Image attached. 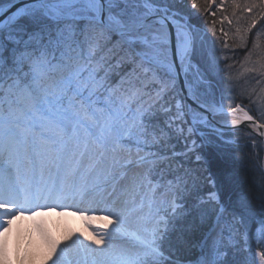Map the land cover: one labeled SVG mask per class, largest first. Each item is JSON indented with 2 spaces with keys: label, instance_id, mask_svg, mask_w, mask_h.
<instances>
[{
  "label": "snow or ice",
  "instance_id": "obj_1",
  "mask_svg": "<svg viewBox=\"0 0 264 264\" xmlns=\"http://www.w3.org/2000/svg\"><path fill=\"white\" fill-rule=\"evenodd\" d=\"M229 8L220 23L235 22L245 47L264 0H27L0 19V231L24 213L71 208L106 231L63 244L42 232L51 264H250L249 225L264 245V213L244 195L225 201L215 179L202 193L191 167L222 138L217 118L264 129V101L256 115L217 101L218 62L191 22ZM256 258L264 264V248ZM0 264H12L3 243Z\"/></svg>",
  "mask_w": 264,
  "mask_h": 264
},
{
  "label": "trees",
  "instance_id": "obj_2",
  "mask_svg": "<svg viewBox=\"0 0 264 264\" xmlns=\"http://www.w3.org/2000/svg\"><path fill=\"white\" fill-rule=\"evenodd\" d=\"M6 2L7 0H3L0 4ZM219 2L220 0H214V4H219ZM238 2L242 5L245 0H238ZM212 10L215 11V7H213ZM191 11L195 12L194 9ZM232 12L233 10L231 8H229L227 12L221 10L217 13L216 17L207 16V22L206 14L201 15L200 13H196L191 22L203 30L202 35L205 36L204 46L207 58H214V60L218 62V68L213 71L214 82L217 86V101H220L221 97H223L225 109H228L230 103H232L233 106L235 103H239L242 107H245L250 114L256 115L257 111L246 101H248L247 98L251 97L253 94L252 87L250 86L258 84L260 85L259 89L262 88L264 90V80H262V76L257 77L259 79H255V76L252 75L246 79V73L241 63H244L245 56L248 54V51L252 49V41L255 38L254 34L264 28V21H259L252 32L249 33L247 45L245 47H240V41L235 32V22L231 25L228 21H224L223 24L220 23L224 15L232 19ZM235 13L236 16H242L244 18H250L253 14L247 11L241 12L239 8L235 9ZM213 19L217 21L216 37H214L211 32V21ZM246 23V19L240 20L241 26H246ZM221 29L227 32L228 36H230V30L234 31L232 34L235 39L232 40V42L227 36V43L229 45L227 49L223 48L225 37L221 34ZM217 37H219V39H217ZM259 43L262 45V48L253 50L252 55L246 60V64H248V62L252 63L251 60H253L254 57L264 60V32L261 33ZM222 52L226 53L230 59H221ZM241 60L240 66L242 68V73L238 72L239 76L236 77L241 84H238L232 81L233 78L231 76L236 74V71L233 70L235 67L239 66L238 62ZM226 64H231L232 67L226 69ZM262 101H264V97ZM219 135L222 138L217 141V144L206 145L203 148L197 149L198 152L206 157V163L203 166H198L195 161V156H192L191 167L200 174V190L202 193L206 194L208 190L212 188L209 180L215 179L218 185L221 183L223 185L220 195L225 201L229 198L233 201L238 200L241 195L247 196L251 207L256 213L257 219H260L261 214L264 213V147L255 136L243 130L220 131ZM175 146L177 151L183 150L182 143L176 142ZM257 226L258 223L255 224V226L249 225L248 230V244L251 249V256L248 257L250 264L251 261H255L256 253L264 248V245L260 244L256 238L255 229ZM242 242L241 239V243ZM199 255V249L194 248L190 253V258L193 261L195 258H198ZM244 255L247 256L246 253Z\"/></svg>",
  "mask_w": 264,
  "mask_h": 264
},
{
  "label": "rangeland",
  "instance_id": "obj_3",
  "mask_svg": "<svg viewBox=\"0 0 264 264\" xmlns=\"http://www.w3.org/2000/svg\"><path fill=\"white\" fill-rule=\"evenodd\" d=\"M232 33H234V31L230 30V36H228V39L231 40V42L235 39ZM208 60L212 61L213 59L208 57ZM242 60L238 62L239 66L237 65L238 67H235L233 70L236 71V74L231 76L234 83L241 84V82L236 77L239 76L238 72L242 73V68H244L246 73V79L252 75L255 76V79L259 76H262V80H264V69L261 68L264 60L254 57V59L251 60L252 63L248 62V64H246V59H244L245 65L244 63H241ZM249 68H255L257 71H246V69ZM259 86L260 85L258 84H255V86H250L252 87L253 94L251 97L247 98L248 101H246L252 105L255 111H257V108L260 107L261 101L264 97V90L262 88L259 89ZM250 101H255V103H250ZM44 212L46 211L42 209L36 214L24 213L18 216L16 219H13L10 225H7V232L0 231V243H3L6 247L10 259L12 260V264H28V260H26V256L28 254L27 252L36 247L39 249L41 259L34 256L31 260V263L51 264L50 261L45 260L47 246L42 232L47 233V235L63 244L68 241L69 237L73 239L79 237L81 240L90 243L89 240L85 239L86 237H91L93 234H103L106 231L104 227L106 221L99 220L98 222V220L85 219L84 215L75 213L71 208H67L66 210L62 211L66 212L67 214L64 216L61 215V208H55L53 210L48 209L46 213L50 212V214H46ZM96 214L99 215V213ZM85 215L89 214L85 213ZM19 233L21 236L18 235ZM14 234H16V236L18 235L17 238H13ZM31 244H33L32 248L30 247ZM92 246L95 247V245ZM21 257L23 259H21Z\"/></svg>",
  "mask_w": 264,
  "mask_h": 264
},
{
  "label": "water",
  "instance_id": "obj_4",
  "mask_svg": "<svg viewBox=\"0 0 264 264\" xmlns=\"http://www.w3.org/2000/svg\"><path fill=\"white\" fill-rule=\"evenodd\" d=\"M25 2H27V0H14L13 4L11 6H9V4L5 5V7H3L1 10H3V15L2 16H7L9 14H11L13 11L16 10V8L21 7ZM180 81L182 82V77L180 78ZM179 86V85H178ZM217 125L219 127V129H235V128H239V129H244L254 135H256L259 140L264 144V135H261L260 133L264 132V129H255L253 128V126L251 125V122L248 121H244L242 122L238 127L233 126L231 123L229 124H224V123H218Z\"/></svg>",
  "mask_w": 264,
  "mask_h": 264
},
{
  "label": "bare ground",
  "instance_id": "obj_5",
  "mask_svg": "<svg viewBox=\"0 0 264 264\" xmlns=\"http://www.w3.org/2000/svg\"><path fill=\"white\" fill-rule=\"evenodd\" d=\"M5 16H0V19H3ZM231 120H232V117L231 116H228L227 117V123H224V118H217V122L218 123H224V124H229V123H231ZM63 216L65 215V214H62ZM98 222H99V220H98ZM19 236H21V234L19 233L18 234ZM17 235V236H18ZM17 236H16V234H14L13 235V238H17ZM67 241V240H66ZM68 242V241H67ZM85 243H88L87 241H84ZM66 243V242H65ZM31 248L33 247V244H31V246H30ZM31 248H29V249H31ZM29 251V250H28ZM28 254H27V256H26V260H28V264H32L31 263V260H32V258L34 257V256H36V257H39L40 259H41V257H40V252H39V249L36 247V248H34V249H31L29 252H27Z\"/></svg>",
  "mask_w": 264,
  "mask_h": 264
}]
</instances>
